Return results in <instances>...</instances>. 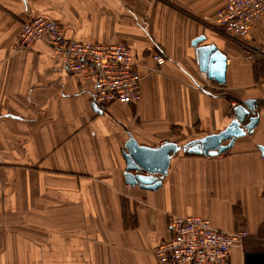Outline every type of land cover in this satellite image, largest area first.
Segmentation results:
<instances>
[{
    "label": "crops",
    "instance_id": "crops-1",
    "mask_svg": "<svg viewBox=\"0 0 264 264\" xmlns=\"http://www.w3.org/2000/svg\"><path fill=\"white\" fill-rule=\"evenodd\" d=\"M225 2L0 0V264H155L172 215L247 231L229 264H264V108L222 154L176 152L155 189L124 178L129 135L183 145L223 129L243 100H264V61L245 60L216 25ZM37 15L73 39L127 45L142 76L139 100L97 112L89 81L45 41L18 50L21 24ZM199 35L197 46L213 43L226 56L223 84L199 69ZM241 42L264 54V17Z\"/></svg>",
    "mask_w": 264,
    "mask_h": 264
},
{
    "label": "built area",
    "instance_id": "built-area-1",
    "mask_svg": "<svg viewBox=\"0 0 264 264\" xmlns=\"http://www.w3.org/2000/svg\"><path fill=\"white\" fill-rule=\"evenodd\" d=\"M264 17V0H226L216 12V25L232 41L244 48L243 58L264 61V54L242 43L249 25ZM45 41L61 57L66 68L91 84L90 103L100 110L113 104L136 103L141 96V78L129 47L122 42L78 40L67 37L61 25L46 16L37 15L23 22L16 36L18 50ZM157 65L164 58L153 55ZM240 127L249 133L245 124ZM219 153L217 155H220ZM171 236L154 250L155 264H229L230 249L241 245L247 231H224L213 227L200 215H172Z\"/></svg>",
    "mask_w": 264,
    "mask_h": 264
},
{
    "label": "water",
    "instance_id": "water-1",
    "mask_svg": "<svg viewBox=\"0 0 264 264\" xmlns=\"http://www.w3.org/2000/svg\"><path fill=\"white\" fill-rule=\"evenodd\" d=\"M204 39L205 35H199L192 40V45L196 46L198 52L199 69L206 73L208 79L223 84L226 56L213 43L197 46V43ZM92 107L97 112H102L94 105ZM261 108H264V100L261 102L253 99L243 100L232 107L230 121L223 129L190 140L183 145L176 141H165L159 146L151 147L138 143L132 135H129L123 150V157L126 161L124 173L126 183L143 189L157 188L161 184L162 177L167 173L171 157L179 150L206 156L224 152L232 146L236 137L245 134L240 124L246 119L245 127L249 133L252 132L259 119ZM258 148L264 154L263 146H258Z\"/></svg>",
    "mask_w": 264,
    "mask_h": 264
},
{
    "label": "trees",
    "instance_id": "trees-1",
    "mask_svg": "<svg viewBox=\"0 0 264 264\" xmlns=\"http://www.w3.org/2000/svg\"><path fill=\"white\" fill-rule=\"evenodd\" d=\"M256 261H258V262H256ZM259 263H260L259 258H253L252 259V264H259Z\"/></svg>",
    "mask_w": 264,
    "mask_h": 264
},
{
    "label": "rangeland",
    "instance_id": "rangeland-1",
    "mask_svg": "<svg viewBox=\"0 0 264 264\" xmlns=\"http://www.w3.org/2000/svg\"><path fill=\"white\" fill-rule=\"evenodd\" d=\"M205 20V19H204ZM25 50V49H24Z\"/></svg>",
    "mask_w": 264,
    "mask_h": 264
}]
</instances>
